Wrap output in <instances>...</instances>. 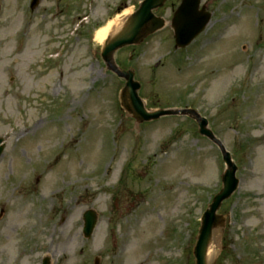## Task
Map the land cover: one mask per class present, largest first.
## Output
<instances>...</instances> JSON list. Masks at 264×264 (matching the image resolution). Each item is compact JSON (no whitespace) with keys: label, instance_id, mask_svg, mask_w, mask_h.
Returning a JSON list of instances; mask_svg holds the SVG:
<instances>
[{"label":"rangeland","instance_id":"rangeland-1","mask_svg":"<svg viewBox=\"0 0 264 264\" xmlns=\"http://www.w3.org/2000/svg\"><path fill=\"white\" fill-rule=\"evenodd\" d=\"M140 1L0 0V264H194L220 152L187 115L134 121L93 39ZM176 4L116 58L131 53L148 109L197 110L237 165L215 264H264V0H207L211 20L181 50ZM87 209L97 220L85 238Z\"/></svg>","mask_w":264,"mask_h":264},{"label":"water","instance_id":"water-1","mask_svg":"<svg viewBox=\"0 0 264 264\" xmlns=\"http://www.w3.org/2000/svg\"><path fill=\"white\" fill-rule=\"evenodd\" d=\"M165 0H142L137 9L133 11L124 21L120 29L108 37L101 47L100 57L107 68L117 76L125 80L119 93L121 107L132 115L136 121H151L165 115L190 114L197 121L199 134L210 138L215 142L222 154L225 169L222 174V186L212 197L207 208L200 218V226L192 249L194 264H215L217 249L212 260L207 261V250L214 240L218 230L224 228L225 217L218 214L221 203L230 197L238 186L235 176L236 165L233 163L230 154L224 149L221 142L215 138L211 130L207 127V120L199 116L191 109H157L147 110L142 99L138 95L140 85L134 80L131 70L119 69L113 59L114 53L125 46L139 44L149 34L160 29L164 25L161 17L155 16L153 11L162 6ZM37 3L34 0L32 7ZM199 0H181L171 19V26L174 31L175 48L185 47L197 36L205 27L210 18V13L202 7L198 9ZM1 142V139H0ZM2 147L0 146V152ZM95 214L91 210L83 213V235L88 237L95 223ZM221 234V233H220ZM218 248V244L217 247ZM48 258L42 260V264H48ZM98 260L95 259V263Z\"/></svg>","mask_w":264,"mask_h":264},{"label":"bare ground","instance_id":"bare-ground-1","mask_svg":"<svg viewBox=\"0 0 264 264\" xmlns=\"http://www.w3.org/2000/svg\"><path fill=\"white\" fill-rule=\"evenodd\" d=\"M127 12L128 11H122L120 14L116 15L113 19L108 20L105 24L96 28L93 33L94 41H96L98 44H102L108 37L115 34L123 24L124 19H120V17L125 14L127 15L128 14ZM213 237L214 240L213 242H211L207 250V255H206L207 261L213 259V256L215 255L217 249L216 247L218 243L217 241L218 238L216 237V235H214Z\"/></svg>","mask_w":264,"mask_h":264},{"label":"flooded vegetation","instance_id":"flooded-vegetation-1","mask_svg":"<svg viewBox=\"0 0 264 264\" xmlns=\"http://www.w3.org/2000/svg\"><path fill=\"white\" fill-rule=\"evenodd\" d=\"M176 1L178 2L179 0H176ZM203 4H205L206 9H207V1H205ZM121 67H124V64L123 63L121 64ZM196 81H198V80H196ZM199 83H200V80H199Z\"/></svg>","mask_w":264,"mask_h":264}]
</instances>
